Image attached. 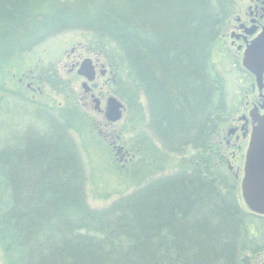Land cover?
<instances>
[{"label":"trees","instance_id":"obj_1","mask_svg":"<svg viewBox=\"0 0 264 264\" xmlns=\"http://www.w3.org/2000/svg\"><path fill=\"white\" fill-rule=\"evenodd\" d=\"M233 5L0 0V75L21 68L48 38L87 33L89 50L101 52L113 71L110 90L125 106L120 125L133 134L127 143L134 168L125 175L151 178L105 208H90L70 131L92 132L93 120L72 94L56 117L30 108L32 120L22 129L11 126L5 138L0 128L3 264H251L262 253L264 216L240 202L218 145L232 103L245 99L254 80L236 65L247 87L231 97L221 71L212 72ZM40 74L57 92L67 90L54 71ZM0 92L1 105L2 85ZM171 154L180 158L163 174L173 165Z\"/></svg>","mask_w":264,"mask_h":264},{"label":"rangeland","instance_id":"obj_2","mask_svg":"<svg viewBox=\"0 0 264 264\" xmlns=\"http://www.w3.org/2000/svg\"><path fill=\"white\" fill-rule=\"evenodd\" d=\"M233 2L234 6L237 7L242 3V0H233ZM87 36V33L80 30L59 33L36 45V47L26 55V61L21 68L12 69L11 73L8 75H6V73L5 76L0 75V85L4 88V94L7 95H4L6 97L5 103L3 102L0 105V128L3 130L1 135L5 138L9 136L8 131L12 130L11 126L16 129H22L24 124L27 123L26 121L32 120L29 110L34 106H36V109L44 110V112L50 116L56 117L58 116L56 108L65 105L67 99L70 98L69 95L72 94L80 108L94 122L95 128L92 132L86 129H82L78 132L72 130L70 131V135L77 146L85 171V202L87 206L92 209H101L110 205L120 196L127 195L138 187L143 186L151 179L150 176H148L140 181L134 182L125 175L128 170L134 168L135 155L130 150V144L127 143V140L132 137L133 134L122 129L123 125H120L121 120L117 123V126L110 128L104 127L100 123V120L94 116L95 113L90 108L84 109L78 100L79 95H77L82 90L80 81L77 83L75 82L72 86L73 88L67 84V90L59 93L53 89V86L48 85L46 82L38 80L36 83V78H32V76L36 77L43 69L47 68H51V70L57 69L63 73L62 75H65L66 67L59 61L65 59L66 53H70L71 47L77 42L86 44ZM223 38L224 39L220 41L219 47H216L211 59L212 72H214V70L221 71L227 85L228 94L234 97L236 96L234 93L239 91V95H241L247 87L245 86L247 85V80L245 81V78H242V75L236 67L237 65L239 69L242 68L245 70L241 65L242 57H240V54L243 55L242 51L244 52V50H240L241 53L238 54L236 47L237 41L235 38H233V44H231V38L228 37V35ZM221 54H224V58L221 57ZM21 74L28 75V79L24 83H19L18 81ZM30 80H34V86H36L35 90L26 87V84ZM63 81H65V79H63ZM18 83L21 84L25 90L23 95L21 90L17 89L16 84ZM37 87H40V91L37 90ZM263 90L264 89H262V91ZM262 91L261 93L264 95V91ZM245 92H247L248 95L242 102H238L236 96L232 103L233 105L231 108L233 110L231 117L227 121L226 126L222 129L220 141L218 143L222 150V154L224 153L223 157L228 170L229 166L232 167V169L230 168L229 170L230 173L234 176L237 167L239 168L238 178H235V176L234 178L237 184L239 200L243 205L245 204L240 194V181L243 176V165L245 160V158L243 159V154H245L247 146L243 151L238 152L236 148L229 147L228 145L234 143V136L231 130H233L234 126L240 125L242 122L240 117L247 116L250 118V112L255 111V108L251 106V104L248 106L245 105L246 101L253 100L259 92L255 85V80L251 83L250 92ZM0 95L2 96L3 94L0 92ZM155 141L156 140H154V142ZM117 148H120V150H117ZM232 150H236L234 157L231 154ZM171 156L173 165L171 168H167L163 174H168L175 170L177 158L180 157L173 154H171L170 157ZM167 157V159H169V156ZM155 177L156 176L153 178ZM255 259H253L252 262H256ZM0 264H3V252L1 248ZM255 264L259 263L256 262Z\"/></svg>","mask_w":264,"mask_h":264},{"label":"flooded vegetation","instance_id":"obj_3","mask_svg":"<svg viewBox=\"0 0 264 264\" xmlns=\"http://www.w3.org/2000/svg\"><path fill=\"white\" fill-rule=\"evenodd\" d=\"M263 28L264 0H242V3L239 6H234L230 17L225 22L221 39H224L223 37L228 35V37L231 38V44H233V38H235L237 41V52L240 54V50H244V47L250 42V40L253 39ZM240 55V57H242V54ZM84 60H88L90 62V67H92V81H87L83 75H80L77 72ZM59 62L63 63L62 65L66 67L65 75H62L63 73L57 69L51 70V68H47L49 72L54 71L60 79H65L71 88H73L72 86L75 82L77 83L80 81L82 90L79 94H77L76 91L75 93L79 95L78 100L82 107L84 109L90 108L95 113L94 116L100 120V123L104 127L110 128L117 126L119 121L111 122L105 117L107 99L114 96L110 90V84L114 80V74L102 53L90 51L85 43L77 42L71 47L70 53H66L65 59L60 60ZM32 78H36V83L38 82L37 75L36 77L32 76ZM27 79V74H21L18 81L19 83H24ZM84 83H86V85H84ZM26 87L35 90L36 86H34V80H30L26 84ZM37 90L40 91V87H37ZM262 95L261 92H258L257 96L251 101H246L245 105L248 106L251 104V106L255 108L256 113L262 114L264 112V106H262L264 104V99L262 98ZM240 120L242 121L240 125L234 126L233 130H231V133L233 132L234 136V143L228 145L229 147L236 148L238 152L243 151L248 145L252 128L251 118L241 116ZM236 150L231 151L233 157ZM244 158L245 154H243V159ZM230 168L232 169L231 166H229V170ZM238 175L239 168L237 167L234 175L235 178H238ZM255 261L259 264H264V250L256 257ZM256 262H251V264H255Z\"/></svg>","mask_w":264,"mask_h":264},{"label":"water","instance_id":"obj_4","mask_svg":"<svg viewBox=\"0 0 264 264\" xmlns=\"http://www.w3.org/2000/svg\"><path fill=\"white\" fill-rule=\"evenodd\" d=\"M241 65L254 76L255 85L261 92L264 89V28L246 45ZM77 72L87 81H92L93 70L88 60L82 61ZM262 98L264 99V95ZM105 110V117L116 122L122 118L125 106L113 96L107 99ZM250 118L252 128L245 152L240 194L251 213L264 216V112H250Z\"/></svg>","mask_w":264,"mask_h":264}]
</instances>
